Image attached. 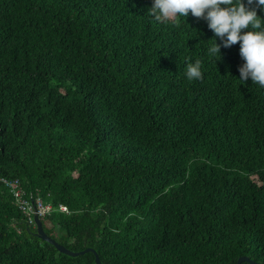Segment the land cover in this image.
Instances as JSON below:
<instances>
[{"label": "trees", "instance_id": "obj_1", "mask_svg": "<svg viewBox=\"0 0 264 264\" xmlns=\"http://www.w3.org/2000/svg\"><path fill=\"white\" fill-rule=\"evenodd\" d=\"M151 3L0 0V174L101 264H264V90L239 43L216 59L204 19ZM34 231L0 181V264H96Z\"/></svg>", "mask_w": 264, "mask_h": 264}, {"label": "clouds", "instance_id": "obj_2", "mask_svg": "<svg viewBox=\"0 0 264 264\" xmlns=\"http://www.w3.org/2000/svg\"><path fill=\"white\" fill-rule=\"evenodd\" d=\"M253 5L264 11V0H152L146 12L156 23L185 21L189 14L204 19L213 33L209 53L218 59L221 45L239 43L243 63L238 67V81L243 84L250 79L264 90V19ZM184 75L189 81L202 79L201 60L188 63Z\"/></svg>", "mask_w": 264, "mask_h": 264}, {"label": "built area", "instance_id": "obj_3", "mask_svg": "<svg viewBox=\"0 0 264 264\" xmlns=\"http://www.w3.org/2000/svg\"><path fill=\"white\" fill-rule=\"evenodd\" d=\"M0 181L9 188L11 194L13 195L14 203L24 214L28 224L35 226L34 215H38L42 219L54 210V207L51 206V204L45 203L40 195L28 197L18 178L0 174ZM57 209L68 212L67 206L62 204H60Z\"/></svg>", "mask_w": 264, "mask_h": 264}, {"label": "water", "instance_id": "obj_4", "mask_svg": "<svg viewBox=\"0 0 264 264\" xmlns=\"http://www.w3.org/2000/svg\"><path fill=\"white\" fill-rule=\"evenodd\" d=\"M34 222H35V231L33 233L39 236L41 239L54 245L60 252L67 254V255L76 256L78 254H83L87 251H92L94 252V255H95L96 264H101L98 254L92 248L88 247L80 251H72L69 248L65 247L63 244L57 242L53 237H51L49 234L45 232L43 228L42 219L38 215H34ZM27 229L31 231L30 227H28ZM243 260L249 261L252 264H259L257 262H254L248 259V257H245V256H240L237 259L236 264H240Z\"/></svg>", "mask_w": 264, "mask_h": 264}, {"label": "rangeland", "instance_id": "obj_5", "mask_svg": "<svg viewBox=\"0 0 264 264\" xmlns=\"http://www.w3.org/2000/svg\"><path fill=\"white\" fill-rule=\"evenodd\" d=\"M45 223H46V226H47L48 228H51V224H50V223H48V222H45ZM51 233H52L53 235H55V236L58 235V231H57L56 228L53 229Z\"/></svg>", "mask_w": 264, "mask_h": 264}]
</instances>
